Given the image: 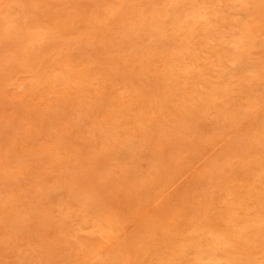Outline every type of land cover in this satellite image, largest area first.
<instances>
[{
  "label": "rangeland",
  "instance_id": "374dc122",
  "mask_svg": "<svg viewBox=\"0 0 264 264\" xmlns=\"http://www.w3.org/2000/svg\"><path fill=\"white\" fill-rule=\"evenodd\" d=\"M0 264H264V0H0Z\"/></svg>",
  "mask_w": 264,
  "mask_h": 264
}]
</instances>
